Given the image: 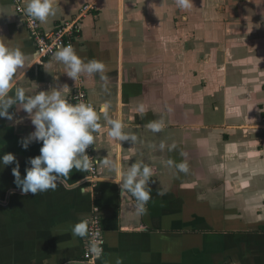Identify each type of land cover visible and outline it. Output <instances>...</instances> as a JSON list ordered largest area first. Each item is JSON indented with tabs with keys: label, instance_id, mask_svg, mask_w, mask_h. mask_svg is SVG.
<instances>
[{
	"label": "crops",
	"instance_id": "crops-1",
	"mask_svg": "<svg viewBox=\"0 0 264 264\" xmlns=\"http://www.w3.org/2000/svg\"><path fill=\"white\" fill-rule=\"evenodd\" d=\"M193 2L182 11L175 0H60L57 15L41 29L78 20L77 54L106 66V80L82 75L75 83L61 63L47 67L52 57H40L17 10L25 0H0V40L27 57L17 72L27 94L67 84L70 100L83 87L102 126L100 109L108 104L109 114L137 135L135 144H120L106 131L95 134V182L73 169L55 191L23 194L12 169L18 162L23 178L43 142L22 147L35 126L13 105L14 119L0 118V157H16L0 164V264L78 261L85 238L74 237L71 226L96 213L106 240L99 264L118 257L123 264H264V0ZM141 102L148 108L143 118L132 111ZM161 118V132L144 127ZM173 143L177 149L170 152ZM108 154L125 170L138 161L155 168L146 215L137 214L134 197L121 196L102 164ZM169 159H186L189 173H179Z\"/></svg>",
	"mask_w": 264,
	"mask_h": 264
},
{
	"label": "clouds",
	"instance_id": "clouds-1",
	"mask_svg": "<svg viewBox=\"0 0 264 264\" xmlns=\"http://www.w3.org/2000/svg\"><path fill=\"white\" fill-rule=\"evenodd\" d=\"M64 2L67 3L68 0ZM193 6V0H175V7L182 11L191 10ZM58 8H60V0H25L24 11L27 16L43 26L49 22L50 18L57 15ZM26 59L25 53L19 46L12 47L6 40H0V118L12 121L14 113H10L9 109L17 105L18 110L23 109L29 114L35 126V131L21 140L22 147L27 149L33 142H43L40 155L29 158L28 163L31 167L26 169V175L23 178L18 162L12 169L15 184L23 194L30 192L37 195L48 190L55 191L58 183L64 184L70 178L73 169L88 173L93 167L94 160L86 153V149L90 145H95V134L106 131L107 137L117 143L130 141L135 144L137 142V135L126 132L124 129L127 125L118 116L109 114L108 104L102 105L100 109L104 121L102 126L101 115L91 102L69 103L65 98L69 89L67 84L62 88L54 87L50 91H39L34 95L27 94L29 90L17 84V72L25 66ZM53 62L61 63L65 69L64 73L75 83L82 75L91 77L99 74L101 80L107 79L104 75L105 63L96 59L85 62L72 44L59 47L52 59L48 61L47 67H51ZM132 111L143 118L148 108L141 102ZM144 127L153 133H159L166 124L161 118L149 121ZM165 147V143L161 142L160 150L163 151ZM176 149L175 143L168 147L170 152ZM179 154L181 157L187 156V153L183 151ZM15 160L14 154H4L0 157V164L10 165ZM167 163L169 166L174 165L179 173H189L186 159L178 163L169 159ZM102 164L113 173L111 178L120 186L121 196L128 193L134 197L137 214L146 215L148 211L146 205L152 198L148 185L155 175V168L148 163L138 161L125 170L122 169L119 160L112 159L109 154L103 159ZM85 178L88 180L87 176ZM86 191L87 188H81L82 194ZM159 195L164 193L159 192ZM71 233L74 237L88 239V253L91 256L96 259L103 256L101 233L99 231L90 233L88 220H81L72 225ZM69 264H75V262L70 261ZM115 264H123L122 258L118 257Z\"/></svg>",
	"mask_w": 264,
	"mask_h": 264
},
{
	"label": "built area",
	"instance_id": "built-area-1",
	"mask_svg": "<svg viewBox=\"0 0 264 264\" xmlns=\"http://www.w3.org/2000/svg\"><path fill=\"white\" fill-rule=\"evenodd\" d=\"M17 10L25 15V20L27 27L30 31V34L37 46L38 53L40 57L48 58L53 57L55 51L61 46H67L68 44H74L75 37L81 32V26L79 25L78 20L73 21L71 23H66L60 25L59 27L49 31L44 32L38 21L33 20L31 17L25 14L24 8L21 5L17 6ZM69 103H78V102H91L87 93L83 90V87L78 89L68 100ZM94 106V104H93ZM95 108V106H94ZM86 153L94 160L92 169L87 173V178L91 182H95L98 178V158L94 152V145H90L88 149H86ZM89 230L90 233H95L99 231L101 233L100 238L103 240V249L104 254L106 251V240L104 229L101 223V219L99 215L96 213L91 216L89 219ZM103 254V256H104ZM103 256L99 259L94 258L88 253V239L85 238V249L82 257L75 261V264H99V260L103 258ZM69 264V263H68Z\"/></svg>",
	"mask_w": 264,
	"mask_h": 264
},
{
	"label": "rangeland",
	"instance_id": "rangeland-1",
	"mask_svg": "<svg viewBox=\"0 0 264 264\" xmlns=\"http://www.w3.org/2000/svg\"><path fill=\"white\" fill-rule=\"evenodd\" d=\"M227 16H228L229 18H228ZM227 16H226V19H225V26H224V27H225V34L227 33V30H226V29H228V30H229V37H230V33H231V32H230V22H231L232 20H231V18H230V15H227ZM208 20H209V22L211 21V19H208ZM210 31H211V30H209V32H210Z\"/></svg>",
	"mask_w": 264,
	"mask_h": 264
}]
</instances>
